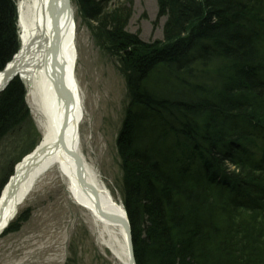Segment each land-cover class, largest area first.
I'll list each match as a JSON object with an SVG mask.
<instances>
[{
	"label": "trees",
	"instance_id": "trees-1",
	"mask_svg": "<svg viewBox=\"0 0 264 264\" xmlns=\"http://www.w3.org/2000/svg\"><path fill=\"white\" fill-rule=\"evenodd\" d=\"M72 2L129 86L118 151L136 264H264V0H157L168 21L150 44L127 33V5ZM18 20L0 0V73L21 49ZM26 122L15 79L0 148Z\"/></svg>",
	"mask_w": 264,
	"mask_h": 264
},
{
	"label": "rangeland",
	"instance_id": "rangeland-1",
	"mask_svg": "<svg viewBox=\"0 0 264 264\" xmlns=\"http://www.w3.org/2000/svg\"><path fill=\"white\" fill-rule=\"evenodd\" d=\"M14 1L18 12L20 0ZM71 3L77 24L76 78L85 110V121L80 126L81 152L113 199L124 207V172L118 138L130 105L129 86L120 65L98 44L90 24L79 13L77 3ZM119 4L127 5L131 11L127 33L137 35L148 44L164 41L168 20L159 16L157 0H112L108 7L113 9ZM27 101L33 125L26 122L15 128L1 143L0 195L16 165L44 136L29 95ZM26 214H29L28 221L19 232L0 237V264H67L71 254L75 264H114L109 253L99 246L84 210L70 198L68 186L58 172L50 173L39 183L20 207L14 223L20 215Z\"/></svg>",
	"mask_w": 264,
	"mask_h": 264
},
{
	"label": "bare ground",
	"instance_id": "bare-ground-1",
	"mask_svg": "<svg viewBox=\"0 0 264 264\" xmlns=\"http://www.w3.org/2000/svg\"><path fill=\"white\" fill-rule=\"evenodd\" d=\"M57 2L20 0L18 4L21 49L14 66L27 85L44 136L38 151L31 153L26 164H17V172L4 187L3 197L0 196V226L15 213L16 203L33 181L36 182L32 192L50 173L58 172L68 186L70 198L84 210L102 250L109 253L114 264H129L124 228L107 218V215L125 217L123 206L113 199L81 152L80 126L85 121V110L76 78L79 59L76 17L72 6L68 9L66 4ZM67 124L64 141L62 129ZM64 146L82 156L84 174H79L78 164L64 151ZM49 167L47 173L39 175ZM22 205L17 207L16 215Z\"/></svg>",
	"mask_w": 264,
	"mask_h": 264
},
{
	"label": "water",
	"instance_id": "water-1",
	"mask_svg": "<svg viewBox=\"0 0 264 264\" xmlns=\"http://www.w3.org/2000/svg\"><path fill=\"white\" fill-rule=\"evenodd\" d=\"M56 1H58L57 3L60 5L62 3L66 4L68 6V9H71V6H72L71 0H56ZM57 39H58V41L60 40L59 37ZM66 50L68 51V48ZM16 57H17V55L14 56L12 62L9 63L5 67L4 71L0 74V95L13 82V80L20 75V70L18 69V67L14 66V62L16 60ZM20 80H22L21 77H20ZM22 82L24 83V80H22ZM76 94L78 96L77 90H76ZM78 100H80V99L78 98ZM66 129H68V124L64 126V128L62 129V132L66 131ZM62 140L65 141V132L62 134ZM38 149H39V147L34 151V153H36L38 151ZM64 151L66 153H68L69 156L71 155L74 158L75 162L78 164L79 174H84V163H83L82 156H80L78 152L68 151V149L65 146H64ZM28 158H29V156L23 161V164L27 163ZM50 168L51 167H49L48 169H45L39 175L40 176L44 175L45 173H47L50 170ZM15 172H17V169ZM35 182L36 181H33L31 183V185L29 186V189L26 190L25 194L16 203L15 213L10 215L8 220L5 221L0 226V235L9 227V224L14 220V218L17 214V207L25 201V199L27 198V195H29V193L33 190ZM2 197H3V194H2ZM1 200H2V198L0 199V202H1ZM123 212L125 214V217H123V216L113 217V216L107 215V218L110 219L114 223H116V222L119 223L124 228L125 236H126V244L128 246L129 264H136V257H135L134 246H133L132 225H130L128 214L125 212V210Z\"/></svg>",
	"mask_w": 264,
	"mask_h": 264
}]
</instances>
